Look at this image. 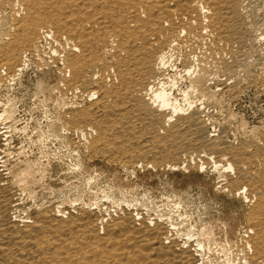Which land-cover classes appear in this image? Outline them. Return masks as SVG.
I'll use <instances>...</instances> for the list:
<instances>
[{"label":"bare ground","instance_id":"bare-ground-1","mask_svg":"<svg viewBox=\"0 0 264 264\" xmlns=\"http://www.w3.org/2000/svg\"><path fill=\"white\" fill-rule=\"evenodd\" d=\"M252 2L0 0L12 30L0 41V84L17 79L24 56L50 41L63 68L66 135L85 159L116 165L127 178L149 168L214 173L217 192L248 204V231L234 244L242 264H264V129L229 141L211 129L216 119L202 118L242 92L245 75L264 86V20ZM219 69L228 76L223 88ZM9 117L0 116V264L205 263L201 231L159 214V205L151 211L147 193L140 200L109 186L93 202L58 191L36 197L28 170L4 160ZM81 166L78 151L74 171ZM161 202L178 218L186 205L173 191Z\"/></svg>","mask_w":264,"mask_h":264},{"label":"rangeland","instance_id":"rangeland-1","mask_svg":"<svg viewBox=\"0 0 264 264\" xmlns=\"http://www.w3.org/2000/svg\"><path fill=\"white\" fill-rule=\"evenodd\" d=\"M263 4V0H254L251 3L252 10L254 7L252 12L257 13H255L257 20L260 19V21L261 19L264 20ZM0 18H2L0 20V30L2 31H0V41H2L5 39L4 37H7V33L12 30L8 27L6 19ZM257 32L259 31L257 30ZM45 41H40L35 55L24 56L25 67L20 72L19 77L14 80L15 82L5 80L1 81L0 84V116L1 113L10 114L8 120L11 126L9 128V131L11 130L9 132L10 141L6 147V155H4V160L7 159V166L13 167L14 170H18L19 167L28 170L25 174L28 175L29 185H33L35 193H37L36 197L41 196V194L45 195L44 200L51 199V191L52 193L58 191V193L65 194L62 196L69 200H73L72 197L75 198L74 200L80 198L78 203L82 200L93 202L100 199L102 197L101 191L109 186L116 188L126 186L127 190L135 191L140 200L142 194L147 193L148 199L153 204L145 197L144 202L151 211L159 205L157 209L159 214L176 216L178 222L183 220L180 223L184 228L193 227L196 233L198 230L201 231L200 240H203L201 242L205 241V243L200 242L203 245L204 264H242L234 244L248 231L246 224L248 204L240 198H230L217 192L215 188L217 177L214 173L194 169L185 172L183 170H153L149 168L138 172L136 177L127 178L122 169L116 165L105 163L99 158L92 161L85 159L84 150L80 146L72 144L70 136L66 135L67 130L62 118V102L65 100L59 94L63 68L51 54L54 45L48 40ZM252 59L254 57L250 58L249 62ZM239 62L237 65L239 64L241 67L238 65L237 69L240 71L243 66L241 65L242 61ZM218 71L217 74L220 79H223L220 82L223 85L218 86V88H223L228 76L223 75L220 69ZM240 73L242 74V71ZM245 76L247 77V75ZM245 76L243 77L245 87L242 92H239L236 97L235 95L233 97L224 96L221 108L219 106L217 108L210 107V114L206 113V109V112L203 113L204 116H202V118H208L211 115L209 118L216 119L217 122L212 123L213 128L211 129L216 130L215 133L225 135L229 141H234L236 138L237 142L240 133L243 131L254 129L257 134L258 132L261 134L264 129V120L256 122V117L252 119L246 112L248 109L249 113L252 112L251 115L264 114V109L257 102L264 101V86L251 84L250 76L248 75L247 79ZM185 82L186 80H180L178 85H184ZM246 92H248L247 95H245ZM68 96L71 98L72 95ZM4 107L7 108L8 112ZM211 129L210 131H212ZM78 151L81 153L83 163L80 170L85 171L84 174L78 169L75 171L73 169L74 157L77 156ZM41 188L43 192L40 191ZM172 191L186 204L181 208L182 212L179 210L181 213L179 218L177 212L173 211L174 209L161 202L164 195L171 194ZM171 209L174 213L170 211ZM183 212L184 214H182ZM181 215L185 217H181Z\"/></svg>","mask_w":264,"mask_h":264},{"label":"built area","instance_id":"built-area-1","mask_svg":"<svg viewBox=\"0 0 264 264\" xmlns=\"http://www.w3.org/2000/svg\"><path fill=\"white\" fill-rule=\"evenodd\" d=\"M254 91H255V90H254ZM249 92H250V91H249ZM247 94H248V92L245 93V95H247ZM245 95H244V96H245ZM244 102H245V100H244ZM257 102H258V105L264 109V101H257ZM246 112H247V114H248L252 119H253V117H254V118L256 117V118H255L256 122H260V120H264V114H263V115H256V114L251 115L252 112L249 113L248 109H246Z\"/></svg>","mask_w":264,"mask_h":264}]
</instances>
